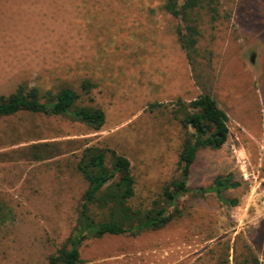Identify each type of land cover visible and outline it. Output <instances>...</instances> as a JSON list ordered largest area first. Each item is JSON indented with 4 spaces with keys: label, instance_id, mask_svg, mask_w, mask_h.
<instances>
[{
    "label": "rangeland",
    "instance_id": "1",
    "mask_svg": "<svg viewBox=\"0 0 264 264\" xmlns=\"http://www.w3.org/2000/svg\"><path fill=\"white\" fill-rule=\"evenodd\" d=\"M164 2L0 0V95L19 85L68 86L105 115L96 131L26 111L0 118V264H44L70 236L86 188L75 168L84 147L124 155L135 181L131 204L149 209L178 174L180 144L167 110L149 105L169 108L202 93L227 114L228 138L196 154L187 188L231 174L238 187L223 195L237 205L188 192L174 206L180 214L159 230L83 241L80 264H237L251 256L264 264V0H218L215 20L201 13L190 59ZM86 80L89 94L80 87ZM40 142L59 143L61 154L32 160L26 149ZM232 144L249 162L247 181Z\"/></svg>",
    "mask_w": 264,
    "mask_h": 264
},
{
    "label": "trees",
    "instance_id": "2",
    "mask_svg": "<svg viewBox=\"0 0 264 264\" xmlns=\"http://www.w3.org/2000/svg\"><path fill=\"white\" fill-rule=\"evenodd\" d=\"M218 0H165L163 10L178 20L175 30L177 42L190 59L195 52L200 36L201 13L212 20L218 17ZM81 90L89 94L93 84L86 80ZM167 110L172 121L179 127L180 144L177 159L178 174L162 188L159 199L149 209L133 206L135 181L129 160L114 149L84 147L76 163V172L86 184L78 207L76 225L64 243L50 254L44 264H80L79 247L88 239L105 235L135 236L144 230H159L174 216L180 214L177 200L188 192L196 196L213 194L217 201L235 207L237 200L227 199L223 193L238 187L231 174H220L206 187L190 191L187 180L191 166L199 151H217L228 138V117L208 93L184 101L176 99L168 108L153 103L150 111ZM20 111L45 116L67 117L99 130L105 121L104 112L95 106L82 104L79 94L68 86L56 91H41L37 87L22 85L8 95H0V118L15 115ZM27 155L34 161L51 159L61 154L59 143L40 142L27 147ZM161 204H164L163 206ZM173 208V213L169 211ZM5 207L0 203V223L6 217ZM237 264H258L256 257L245 258Z\"/></svg>",
    "mask_w": 264,
    "mask_h": 264
},
{
    "label": "built area",
    "instance_id": "3",
    "mask_svg": "<svg viewBox=\"0 0 264 264\" xmlns=\"http://www.w3.org/2000/svg\"><path fill=\"white\" fill-rule=\"evenodd\" d=\"M230 151H231L232 157L235 161V164L239 168V172H240L241 177L246 181L250 177H253L248 160L239 153L238 148L232 144L230 146ZM263 197H264V194H263Z\"/></svg>",
    "mask_w": 264,
    "mask_h": 264
}]
</instances>
